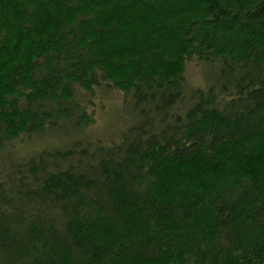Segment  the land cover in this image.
<instances>
[{
  "label": "trees",
  "instance_id": "obj_1",
  "mask_svg": "<svg viewBox=\"0 0 264 264\" xmlns=\"http://www.w3.org/2000/svg\"><path fill=\"white\" fill-rule=\"evenodd\" d=\"M34 134L64 143L0 175V264H264V0H0V147Z\"/></svg>",
  "mask_w": 264,
  "mask_h": 264
},
{
  "label": "rangeland",
  "instance_id": "obj_2",
  "mask_svg": "<svg viewBox=\"0 0 264 264\" xmlns=\"http://www.w3.org/2000/svg\"><path fill=\"white\" fill-rule=\"evenodd\" d=\"M183 78L187 90L195 86H201L203 82L201 65L195 60L188 61ZM104 87L106 86H102L101 88L96 87L93 93L84 94L85 99L83 103L88 108L93 106L94 121L85 127L83 135L79 136L100 140L102 143H110L117 141L116 139H118L121 130L129 123H132L133 117L129 116L131 111L128 104L123 103L125 100L124 94L114 88L105 89ZM124 109L127 113L124 112ZM59 143L64 142L58 140L56 137L44 136L42 134H34L31 137H19L6 143L0 147V175L8 168L11 161L20 159L23 156L26 157L36 152V150L48 148L53 144Z\"/></svg>",
  "mask_w": 264,
  "mask_h": 264
}]
</instances>
